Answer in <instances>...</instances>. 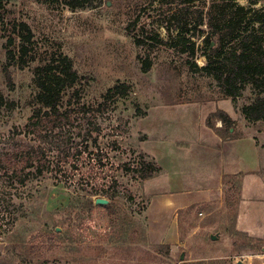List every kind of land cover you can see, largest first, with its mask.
Segmentation results:
<instances>
[{
  "label": "rangeland",
  "instance_id": "obj_1",
  "mask_svg": "<svg viewBox=\"0 0 264 264\" xmlns=\"http://www.w3.org/2000/svg\"><path fill=\"white\" fill-rule=\"evenodd\" d=\"M235 1L264 12V0ZM46 2L0 0L5 102H0V264H264V120L249 122L243 115L264 94L246 87L236 101L226 99L216 81L191 70L192 61L199 68L207 65L206 27L201 39L192 40L194 59L157 45L156 38L172 43L177 36L173 29L170 37L164 23L174 10L160 0H92L74 11L62 0ZM203 4L197 0L199 8ZM135 37L145 45L138 46ZM22 46L28 49L24 68ZM60 54L72 61L79 78L62 101L71 124L62 130L44 120L32 133L28 126L39 107L34 70ZM146 63L151 67L144 72ZM123 85L125 95L108 94ZM219 111L231 114L233 123L214 118ZM203 119L208 127H223L213 130L238 144L219 143L202 128ZM157 125L170 142H185L178 152L186 155L169 164L170 174L158 188L180 177L175 181L193 197L204 188L214 190L209 203L174 218L178 233L165 244L149 234L147 207L157 183L127 170L152 161L147 152ZM98 127L102 157L91 146L65 163L60 151L68 140V149L83 145L88 132L98 135ZM28 145L45 159L49 172L18 185L4 168L10 172L9 155ZM225 167L236 173L223 176L219 189L218 174ZM97 198L108 200V208L96 205ZM87 202L95 208L86 211Z\"/></svg>",
  "mask_w": 264,
  "mask_h": 264
},
{
  "label": "trees",
  "instance_id": "obj_2",
  "mask_svg": "<svg viewBox=\"0 0 264 264\" xmlns=\"http://www.w3.org/2000/svg\"><path fill=\"white\" fill-rule=\"evenodd\" d=\"M53 3L52 0H46ZM54 1V0H53ZM57 1V0H56ZM60 1V0H58ZM154 3L156 0H153ZM201 8L197 5V0H160L163 5L174 10L170 19L167 17L164 21L166 30L172 37V30L175 29L177 36L172 38V43L162 41L156 38L157 45L170 46L179 50L181 54H188L194 59L197 55V45L193 39H201L203 28L208 29V36L204 39L207 52L204 57L207 65L199 68L195 61L189 62L191 70L201 73L204 76L212 78L217 82L219 89L226 99L236 101L241 92L246 87H251L258 94H264V12L253 8H246L239 5L235 0H201ZM46 2V3H47ZM65 7L74 10H83L92 5V0H62ZM174 25V26H171ZM24 30L28 31L27 40L32 38L29 28L23 24ZM174 27V28H172ZM196 32L198 34H196ZM138 46H143V40L135 37ZM210 39H214L216 46ZM28 49L25 46L21 48V67L27 66L23 61V56L27 55ZM8 58L15 59L12 51H7ZM150 64L143 66V71L147 72ZM35 85L38 89L36 96L37 105L28 126L29 131L36 132L41 122L45 120L56 126L58 124L62 130L71 124V114L63 111V96L66 88L73 87L79 80L78 74L73 69L72 61L62 54L58 58H45L41 64L34 70ZM122 89V90H121ZM128 87L126 85L117 86L110 89L108 94L113 95L117 92L125 95ZM80 92L76 91L72 98L79 99ZM72 100H70L71 102ZM0 102L4 104L3 97ZM71 105V103H70ZM102 107V106H101ZM86 109V108H85ZM243 115L249 122H259L264 120V99L259 98L254 104L243 109ZM224 125H231L233 120L223 111L214 114ZM44 123V122H43ZM211 129L221 132L224 128H215L212 124ZM98 135L94 137L92 133H87L83 145L72 147L71 139L68 140V148L61 150L60 154L65 163H69L71 158L81 155L80 149L87 152L92 146L97 149V157L101 158V148L99 146L100 127L96 129ZM63 139V137H62ZM89 142L91 144L89 145ZM18 149L15 153L9 155V168H4L6 175L10 176V181L18 185H25L29 181L44 176L49 172L45 159L41 157L34 146L28 145L27 148ZM31 148V150H29ZM23 149H28L24 150ZM74 153H71V151ZM105 157V156H104ZM1 163V161H0ZM127 168L128 171H136L143 181L157 177L162 168L155 162H145L141 169ZM29 170V172H28ZM64 175V172H60ZM98 193L92 196H97ZM109 195V194H108ZM111 198L113 196H110ZM108 208V206H99ZM93 208L92 202H87L86 211ZM164 246V245H162ZM160 246V247H162Z\"/></svg>",
  "mask_w": 264,
  "mask_h": 264
},
{
  "label": "crops",
  "instance_id": "obj_3",
  "mask_svg": "<svg viewBox=\"0 0 264 264\" xmlns=\"http://www.w3.org/2000/svg\"><path fill=\"white\" fill-rule=\"evenodd\" d=\"M228 116L232 119L231 114ZM202 124L205 131L212 135L219 143L223 144H238L231 140H225L220 135H218L213 129L206 125V121L203 119ZM157 130L155 131L153 137L150 138V148L147 152L149 158L155 162L158 166L162 168V172L159 176L153 178L156 184V191H154L150 196V202L147 207V216L149 221L152 222L149 226V234L152 239L160 240L156 242L169 243L173 241L178 233V227L175 220L180 212L193 207L198 204H207L211 201L214 190L209 188H204L200 190L197 197L190 195L189 191H186L178 182L175 180L181 179L180 177L172 178L170 187L158 188L169 174V164H177L179 159L186 158V155L178 152L185 145V142L180 146V141L170 142L166 137L160 135L159 127L157 125ZM160 139L161 145H155V142ZM238 147V146H237ZM181 148V149H179ZM186 148H190V146ZM172 162V163H171ZM167 164V165H166ZM236 173V169L232 171L229 167H225L218 174L219 179V189H222V177L225 175H233ZM218 189V190H219ZM156 225V228H155ZM171 243V242H170Z\"/></svg>",
  "mask_w": 264,
  "mask_h": 264
},
{
  "label": "water",
  "instance_id": "obj_4",
  "mask_svg": "<svg viewBox=\"0 0 264 264\" xmlns=\"http://www.w3.org/2000/svg\"><path fill=\"white\" fill-rule=\"evenodd\" d=\"M108 203H109L108 200L102 199V198H97L95 200V204L98 205V206H106V205H108ZM211 239L213 241H216L218 238L216 236L212 235ZM183 259H184V256L181 257V260H183ZM238 264H244V263L243 262H239Z\"/></svg>",
  "mask_w": 264,
  "mask_h": 264
}]
</instances>
